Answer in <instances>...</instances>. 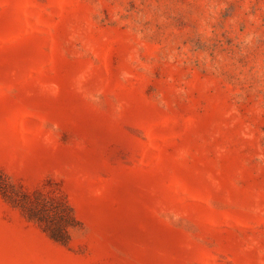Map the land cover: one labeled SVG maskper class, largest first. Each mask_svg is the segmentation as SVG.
Segmentation results:
<instances>
[{
  "label": "rangeland",
  "instance_id": "rangeland-1",
  "mask_svg": "<svg viewBox=\"0 0 264 264\" xmlns=\"http://www.w3.org/2000/svg\"><path fill=\"white\" fill-rule=\"evenodd\" d=\"M0 264H264V0H0Z\"/></svg>",
  "mask_w": 264,
  "mask_h": 264
}]
</instances>
